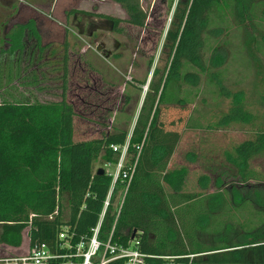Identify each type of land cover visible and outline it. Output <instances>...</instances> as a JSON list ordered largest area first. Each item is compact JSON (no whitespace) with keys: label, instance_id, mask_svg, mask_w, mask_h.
Wrapping results in <instances>:
<instances>
[{"label":"trees","instance_id":"16d2710c","mask_svg":"<svg viewBox=\"0 0 264 264\" xmlns=\"http://www.w3.org/2000/svg\"><path fill=\"white\" fill-rule=\"evenodd\" d=\"M113 1L125 10L129 25H146L148 15L140 0ZM84 14L112 18L91 11ZM113 21L117 29L120 19ZM29 23L18 25L6 36L9 47L1 49L11 57L6 82L16 70L14 55L25 49V35L40 41L36 26ZM39 46L40 51L47 47L54 54V47ZM162 47L168 55L165 69L158 82H150L131 132L112 126L108 118L114 107H104L96 121L104 128L99 136L75 141L78 114L66 97L67 60L60 100L1 99L0 245L22 246L25 231L29 245H52L65 223L72 225L76 238L89 234L111 183V177L97 174L96 168L108 161L116 163L119 154L111 146H122L129 139L128 164L138 157L137 171L116 237L127 242L136 231L142 251L193 254L191 264H264V174L251 162L264 154V130L254 140L243 142L237 154L227 152L228 165L202 173L200 191L186 190L190 167L169 166L168 147L154 141L163 111L190 108L183 85L197 87L202 75L220 96L231 99L219 121L221 126L254 122L244 91L231 92L225 82L230 74H245V78L264 73V0H177ZM160 73L154 71V75ZM171 73L179 76L174 93L168 88ZM81 101L86 105V100ZM191 155L192 162L197 160L195 152ZM113 218L110 209L105 229Z\"/></svg>","mask_w":264,"mask_h":264},{"label":"rangeland","instance_id":"374dc122","mask_svg":"<svg viewBox=\"0 0 264 264\" xmlns=\"http://www.w3.org/2000/svg\"><path fill=\"white\" fill-rule=\"evenodd\" d=\"M26 1L34 4L38 0ZM45 1L62 4L70 0H44L43 2ZM89 1L90 3L87 2L85 7L93 12L112 16V18L80 17L79 21L84 27L81 33L80 27L73 23L72 17L69 19V26L72 30L71 40L76 42L73 47L77 46L79 51L85 48L86 52L83 58L85 64L81 65L71 57H68L66 62L67 87L70 89V99L75 104L78 114L75 121V140L77 141L99 136V132L104 128L96 121L98 116L104 112V107H114V112L108 118V122L112 121V126L126 128L129 132L133 130L145 95L150 89V82H158L165 69L168 55L167 52H163L162 46L177 0H140L148 15L144 27L129 25L126 22L125 10L116 2L111 0ZM0 4L15 5L18 1L0 0ZM13 14L11 11L6 13L8 16ZM25 15L27 19L31 13H25ZM113 18L120 19L117 29L115 27L111 29L106 25V20H113ZM4 21L7 29L12 19L9 17L0 19V76L4 77V85L0 87V103L3 98L16 100L20 96L34 101L39 97L43 99L42 95H39L33 88L30 90L28 85L25 84L20 90L15 83V81L23 82L18 79L21 75L31 76V73H35L38 77L41 75L45 86L55 91L52 93L60 98L64 53L56 44H50L55 49L54 54H51L47 49L40 51L35 38L26 40L25 49L14 55L12 59L14 70L16 69L13 78L10 82H6L9 69L7 61L11 57L1 51L9 47L8 43L4 42L7 38H4V29L1 27ZM90 21L97 23L99 29H91L88 35L85 29ZM16 26L14 25V29ZM36 28L40 33L37 25ZM102 42L106 43L107 49L112 52L107 57L102 49L98 50ZM115 42L118 43L117 49L113 47ZM234 64L235 62H232V65ZM156 69L161 70L159 75H154ZM244 75L241 77L239 73L230 74L225 85L231 92L244 91L246 108L255 116L253 123L221 126L219 121L229 110L231 99L220 96L217 89L210 87L205 75L200 77L197 87L183 85L182 93L189 95L188 106L190 108L186 110L169 108L163 111L164 115L160 117L161 125L154 132V141L168 147L169 166L182 164L190 167V175L186 184L188 191H200L198 179L202 173H207L208 168L228 165L227 152L237 154V148L243 142L254 140L257 132L264 130V73L256 77L251 74L244 78ZM169 77L171 83L168 88L172 89L171 93H174L173 84L179 81V76L171 73ZM81 100H86V105ZM192 152L198 156L193 162L191 161ZM251 162L256 171L264 174V154L254 157ZM24 235L27 237V231ZM27 241L28 238L21 250H7L0 246V258L15 256L14 254L17 253L24 254Z\"/></svg>","mask_w":264,"mask_h":264},{"label":"built area","instance_id":"2783aa9c","mask_svg":"<svg viewBox=\"0 0 264 264\" xmlns=\"http://www.w3.org/2000/svg\"><path fill=\"white\" fill-rule=\"evenodd\" d=\"M128 147L129 139L122 146L112 145L113 151L119 154L117 162L108 161L96 168L97 172L102 167L104 174L111 177V183L99 218L89 234L76 238L72 225L65 223L52 245H29L28 252L23 255L3 257V264H109L116 261L117 264H191L193 254L147 253L140 249L136 234L127 242L116 237L126 196L137 171L138 157L134 163L128 164ZM110 209L114 218L110 227L105 229Z\"/></svg>","mask_w":264,"mask_h":264},{"label":"crops","instance_id":"0c3cea01","mask_svg":"<svg viewBox=\"0 0 264 264\" xmlns=\"http://www.w3.org/2000/svg\"><path fill=\"white\" fill-rule=\"evenodd\" d=\"M17 1H18V4H15V5L0 4V12H2L0 13L1 14L0 19H6L7 17L12 19V23L8 25L9 26L7 28L8 30L5 28L7 25L5 24V21L1 23L2 24L1 27L2 29H4L5 39L8 38L6 36L12 31V29L14 28V25H17V26L25 25L31 21L33 22V25L35 26L37 25L39 28L40 33L39 32L38 33L40 34V41L36 37L30 36L28 34L25 35V38H24L25 40L35 38L37 45L42 44L43 47H46L50 44L59 45L62 51L63 49L65 50V48L67 49V53L66 54L64 53L65 55L63 54L64 55L62 58L63 63H65L68 57L69 58L71 57L72 60H77L81 65L85 64L83 60L86 54L85 48H82L79 51L77 46L73 47V45L76 42H72L71 40L70 32L72 30L69 26V19L70 17H72L73 23L78 25L80 23L79 21L81 19L80 17L86 16V14H84L85 11L93 12V10H90L89 8L85 7V4H87V2L90 3L89 0H73V1L70 0L69 2L65 1V3H62V4H59L58 2L57 3L55 2L50 3L46 1L43 2L44 0L43 1L38 0L34 4L31 2H27L26 0H17ZM111 1L114 2L113 0ZM9 11L13 12L14 14L12 16L6 15V13ZM25 13L26 14L31 13V15L30 16L28 15L27 19H25V16H26ZM46 49L48 50L47 47ZM102 58L106 59L105 57H102ZM28 77L30 78L28 79ZM42 78L43 77L41 75H39L38 77L37 75H35V73H31V76L21 75L18 79H21L23 82L15 81V83L19 87L20 90H22L26 84L29 86L30 90H32L33 88L36 92H38L39 95H42L43 99L39 97V99L36 101L50 102V101L60 100L62 97L60 96V98H58L57 95L53 94L52 92H55V91H53L50 88H47ZM66 92H67V95H66L67 99L72 102V100L70 99V94H69L70 89L67 88ZM61 93H62V89H61ZM20 99L21 101L23 100L21 96H20ZM29 101L34 102L33 99ZM75 121H76V116L74 118V123ZM74 139H75V136H74ZM25 235H24V242L22 246L20 247H11L5 244H1L0 246L6 248L7 250L8 249L10 250L20 249L21 250L22 248H24V245L26 243V238H28V234H27V237ZM28 247H29V238L26 244V249H25L26 252L24 251L25 253L28 252ZM14 255H23V253H20V254L17 253Z\"/></svg>","mask_w":264,"mask_h":264},{"label":"flooded vegetation","instance_id":"af4514ba","mask_svg":"<svg viewBox=\"0 0 264 264\" xmlns=\"http://www.w3.org/2000/svg\"><path fill=\"white\" fill-rule=\"evenodd\" d=\"M88 17V16H87ZM81 23H79L78 24V27H80L79 29H80V32H81V30L83 31L84 29H82V28H84V27H82L83 25H81ZM106 25L107 26H109L111 29H114V21L113 20H106ZM95 28H98L99 29V27H98V24L97 23H94V21H90V24H89V26L85 29V31H86V33H88V35H89V33H90V31H91V29H95ZM93 35V34H92ZM101 49H102V51H103V53L104 54H112V52H111V50H109V49H107V47H106V43H104V42H102L101 43ZM113 47L115 48V49H117V47H118V43L117 42H115L114 44H113Z\"/></svg>","mask_w":264,"mask_h":264},{"label":"water","instance_id":"95a60500","mask_svg":"<svg viewBox=\"0 0 264 264\" xmlns=\"http://www.w3.org/2000/svg\"><path fill=\"white\" fill-rule=\"evenodd\" d=\"M98 50H101V47H98ZM105 55H106L105 57H107V56H109V53L108 54H105ZM97 174L104 175V169L102 167H99L97 169ZM135 234H136V231H134V233L132 235L133 238L135 237Z\"/></svg>","mask_w":264,"mask_h":264}]
</instances>
